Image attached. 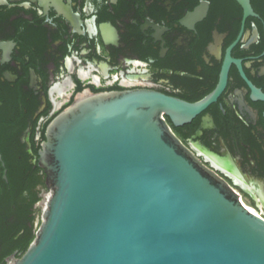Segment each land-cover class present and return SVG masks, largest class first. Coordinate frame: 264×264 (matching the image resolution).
Instances as JSON below:
<instances>
[{"label": "flooded vegetation", "instance_id": "obj_1", "mask_svg": "<svg viewBox=\"0 0 264 264\" xmlns=\"http://www.w3.org/2000/svg\"><path fill=\"white\" fill-rule=\"evenodd\" d=\"M5 1L0 43L10 44V56L4 62L0 49V84L10 86L11 100L20 98L11 112L30 153L34 122L40 141L45 125L84 94L150 89L203 100L230 50L218 101L190 124L166 120L264 213V101L253 98V89L264 94V0H250L255 16L246 19L236 0ZM45 189L36 187L40 201Z\"/></svg>", "mask_w": 264, "mask_h": 264}, {"label": "water", "instance_id": "obj_2", "mask_svg": "<svg viewBox=\"0 0 264 264\" xmlns=\"http://www.w3.org/2000/svg\"><path fill=\"white\" fill-rule=\"evenodd\" d=\"M236 1L255 16L250 0ZM231 62L229 50L217 88L196 103L132 89L87 94L57 115L39 151L35 239L7 263L264 264V217L166 120L190 124L216 103Z\"/></svg>", "mask_w": 264, "mask_h": 264}, {"label": "trees", "instance_id": "obj_3", "mask_svg": "<svg viewBox=\"0 0 264 264\" xmlns=\"http://www.w3.org/2000/svg\"><path fill=\"white\" fill-rule=\"evenodd\" d=\"M12 98L10 86L0 84V152L3 156V162H0V264H8L6 259L13 254L20 258L35 239L34 207L40 201L36 187H46L45 173L39 167L38 158L51 122L42 130L40 141L35 140L38 119L34 122L29 140L30 153L27 144L21 141L24 127L19 122L20 117L11 112L18 106L20 98L18 95Z\"/></svg>", "mask_w": 264, "mask_h": 264}, {"label": "rangeland", "instance_id": "obj_4", "mask_svg": "<svg viewBox=\"0 0 264 264\" xmlns=\"http://www.w3.org/2000/svg\"><path fill=\"white\" fill-rule=\"evenodd\" d=\"M244 201L247 203V205H252V201L249 198H244ZM42 217V212L41 211H37L36 213V222H35V230H37V221H39Z\"/></svg>", "mask_w": 264, "mask_h": 264}, {"label": "bare ground", "instance_id": "obj_5", "mask_svg": "<svg viewBox=\"0 0 264 264\" xmlns=\"http://www.w3.org/2000/svg\"><path fill=\"white\" fill-rule=\"evenodd\" d=\"M84 96H86V94L81 95L79 98H82V97H84ZM248 206H249V205H248ZM249 207H250V209H251L253 212H256V213H257V211H256L255 208H253V207H251V206H249Z\"/></svg>", "mask_w": 264, "mask_h": 264}, {"label": "built area", "instance_id": "obj_6", "mask_svg": "<svg viewBox=\"0 0 264 264\" xmlns=\"http://www.w3.org/2000/svg\"><path fill=\"white\" fill-rule=\"evenodd\" d=\"M256 211H257V213H258L259 215H261V216H263V217H264V213H263V212H261V211H258L257 209H256Z\"/></svg>", "mask_w": 264, "mask_h": 264}]
</instances>
